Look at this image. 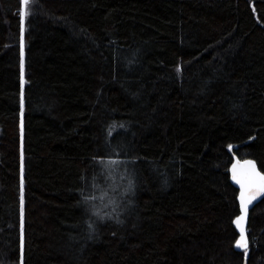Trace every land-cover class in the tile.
I'll list each match as a JSON object with an SVG mask.
<instances>
[{
    "label": "trees",
    "instance_id": "obj_1",
    "mask_svg": "<svg viewBox=\"0 0 264 264\" xmlns=\"http://www.w3.org/2000/svg\"><path fill=\"white\" fill-rule=\"evenodd\" d=\"M0 0V264H264V0ZM22 70L23 81L22 84Z\"/></svg>",
    "mask_w": 264,
    "mask_h": 264
},
{
    "label": "water",
    "instance_id": "obj_2",
    "mask_svg": "<svg viewBox=\"0 0 264 264\" xmlns=\"http://www.w3.org/2000/svg\"><path fill=\"white\" fill-rule=\"evenodd\" d=\"M234 166H235V176L237 177V179H240L244 182L245 184L244 189L241 188L240 183H237V179L233 178ZM256 173H259L261 176H264V172L259 168L257 162L253 158L246 157V158L241 159L237 156H234L233 161L231 162L229 166L230 181L238 189L237 199H238V203L240 207L239 215L236 216L233 220V225L235 226L236 230L239 232V236L236 239V242L234 245L235 249L238 251L245 249L244 247L238 246V242L241 241L242 235L248 247L249 239L247 235V223H248L249 212L264 197V190H262L260 187L261 184L264 182H261L259 180V177L255 175ZM242 191H244L245 193V201H248L250 199V202L247 203V207L245 211H242V205H241V199H240ZM241 216H243L244 219L240 220L238 224L236 222L237 218ZM244 264H247L246 261L244 262Z\"/></svg>",
    "mask_w": 264,
    "mask_h": 264
},
{
    "label": "snow or ice",
    "instance_id": "obj_3",
    "mask_svg": "<svg viewBox=\"0 0 264 264\" xmlns=\"http://www.w3.org/2000/svg\"><path fill=\"white\" fill-rule=\"evenodd\" d=\"M30 2H31V0H23V5H24V6H23V10H22V12H21V20H22V21H23L24 18L28 15V5H29ZM249 163H250V162H249ZM253 168H254V166H253ZM233 172H234V176H233V178H234V179H237V177L235 176V166H234V168H233ZM255 175L259 177V180H260L261 182H264V176H261L259 173H256ZM237 183H240V184H241V188H242V189L245 188V184H244V182H243L242 180L237 179ZM260 187H261L262 190H264V183H262ZM252 198H254V197H252ZM240 199H241L242 211H245V210H246V207H247V203L250 202V199H249L248 201H245V193H244V191L241 192V197H240ZM242 219H244L243 216L237 218V221H236V222L239 224L240 220H242ZM238 246H239V247H244V248L247 247V243H246V241L244 240L243 235H242L241 241L238 242Z\"/></svg>",
    "mask_w": 264,
    "mask_h": 264
},
{
    "label": "rangeland",
    "instance_id": "obj_4",
    "mask_svg": "<svg viewBox=\"0 0 264 264\" xmlns=\"http://www.w3.org/2000/svg\"><path fill=\"white\" fill-rule=\"evenodd\" d=\"M21 82H22V84L24 83V81H23V70H22V78H21Z\"/></svg>",
    "mask_w": 264,
    "mask_h": 264
}]
</instances>
